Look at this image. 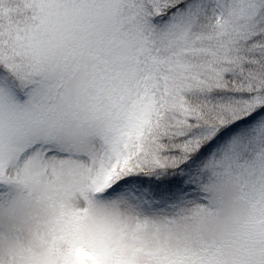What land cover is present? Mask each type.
<instances>
[{"label": "snow or ice", "instance_id": "snow-or-ice-1", "mask_svg": "<svg viewBox=\"0 0 264 264\" xmlns=\"http://www.w3.org/2000/svg\"><path fill=\"white\" fill-rule=\"evenodd\" d=\"M0 264H264V0H0Z\"/></svg>", "mask_w": 264, "mask_h": 264}]
</instances>
